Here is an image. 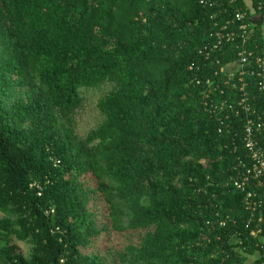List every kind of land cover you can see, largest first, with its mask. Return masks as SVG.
Listing matches in <instances>:
<instances>
[{"label":"trees","instance_id":"1","mask_svg":"<svg viewBox=\"0 0 264 264\" xmlns=\"http://www.w3.org/2000/svg\"><path fill=\"white\" fill-rule=\"evenodd\" d=\"M222 10L0 0V264L264 263L232 184L243 117L209 111L234 100L221 70L235 43L199 53L231 21ZM105 83L101 120L80 136L73 116ZM253 108L264 112V92Z\"/></svg>","mask_w":264,"mask_h":264},{"label":"built area","instance_id":"2","mask_svg":"<svg viewBox=\"0 0 264 264\" xmlns=\"http://www.w3.org/2000/svg\"><path fill=\"white\" fill-rule=\"evenodd\" d=\"M198 2L207 8H218L219 14L223 13L225 3L232 9L231 21L218 27L212 33V44L205 45L199 53L208 58L209 51L218 49L223 42L235 43L236 60L221 70L232 83L234 100L210 106L209 111L243 117L241 141L247 162L239 161L241 171L232 184L245 194V228L253 238L261 239L264 232V112L256 113L253 101L257 92H264V0H244V7L239 6L237 0ZM194 67L191 64L188 69L192 71ZM205 83L208 87L214 85L210 79Z\"/></svg>","mask_w":264,"mask_h":264},{"label":"rangeland","instance_id":"3","mask_svg":"<svg viewBox=\"0 0 264 264\" xmlns=\"http://www.w3.org/2000/svg\"><path fill=\"white\" fill-rule=\"evenodd\" d=\"M234 66V65H233ZM112 89V85L105 83L95 88L91 92H88V96L82 106L75 112L73 116V122L75 126V132L80 136L85 135L89 130L98 125L101 120L100 113L96 109L97 101L100 97L104 96ZM105 244L109 249H114L116 245L121 241L117 237L111 236L109 240H105ZM13 243L17 246L19 253L24 256H28L30 253V247L24 242L14 240ZM251 257H249L250 259ZM250 262L247 260L246 264Z\"/></svg>","mask_w":264,"mask_h":264},{"label":"crops","instance_id":"4","mask_svg":"<svg viewBox=\"0 0 264 264\" xmlns=\"http://www.w3.org/2000/svg\"><path fill=\"white\" fill-rule=\"evenodd\" d=\"M260 241H261L262 245H264V236L261 237ZM257 255H258V254L256 253L255 256L251 257L250 259L248 258V261H249L250 263H252V261H253L254 259L257 258ZM263 259H264V254H263ZM250 263H249V264H250ZM263 264H264V263H263Z\"/></svg>","mask_w":264,"mask_h":264}]
</instances>
